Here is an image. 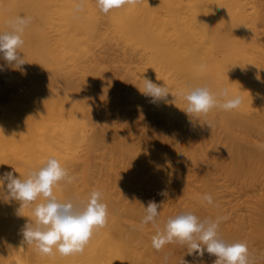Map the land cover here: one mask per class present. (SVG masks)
Here are the masks:
<instances>
[{
	"label": "rangeland",
	"instance_id": "374dc122",
	"mask_svg": "<svg viewBox=\"0 0 264 264\" xmlns=\"http://www.w3.org/2000/svg\"><path fill=\"white\" fill-rule=\"evenodd\" d=\"M74 1L76 4L82 3L81 0ZM226 1L230 8L234 10L241 8L243 11V25L236 35L246 44L243 48L246 55L245 85L252 90L248 98L259 101L257 107L246 108V110L264 125V23L257 17L259 12H264V0ZM63 4V0H58L55 5L47 8L50 23L47 26L46 46L55 58L66 53L65 64L74 72L72 80L75 85H78L79 90L76 89L74 94L72 90L74 88H68L65 93L77 99L80 98V103L81 100L89 101L92 98L87 104L88 111L96 108L94 100L99 94H104L107 96L108 105H111L110 114L112 115L109 131L99 128L97 140L93 143L88 140V132L77 131L65 112L61 110L56 111L52 117H47L46 127L37 131L38 135L49 138L56 158L76 176L75 183L78 188L87 189L85 185L88 181V188L91 187V190H98L100 186H104L116 203L112 204L111 208L113 206V210L118 214L125 212L126 205L138 208L141 212L139 216L130 213L121 217V220L125 229L135 230L134 244L142 250L148 247L152 236L156 233V226L152 223L141 224L145 215L144 207L149 201L160 204L159 212L173 216L192 212L201 220L226 217L227 219L221 221L222 224L232 227L240 221L246 232L250 231L251 220L253 217L260 216L264 208V169L258 173L256 180L248 178L239 182L227 177L223 168L231 159L226 147L231 138L218 123L211 119L209 114L207 117L203 116L202 121L200 118L193 120L181 110L185 107V101L179 94L187 91L189 87L198 85L190 82L186 76L174 68L166 70V77L170 80L168 88L175 97L174 99L172 96L175 102L171 106L160 102L155 104L150 102L149 108L155 111L156 120L146 125L138 113L137 100L141 95L138 88L141 89V85L137 79L131 77V74H138L139 78L148 75L154 83L159 84L162 74L147 57V49L142 45L137 46L136 50L132 49L126 42L117 38L112 28L107 29L106 24H102V27H97L92 32L70 26L63 15ZM173 4L176 5L179 15L194 31L196 38L200 39L203 30L199 22L194 19L191 0H142L145 9L140 10L139 15L150 11L156 17L166 19L172 14ZM171 32L174 33L173 27ZM125 53L136 54V56L132 58L133 60L129 58L130 62H128V57L124 60ZM93 65L99 68L98 75L102 81L99 90V85H94L97 78L95 77L94 83L91 77H94V74L87 73ZM28 74L29 78L30 76L38 78L20 87V90L16 89L14 93L4 95L0 92V117H4L3 120H8V104H20V106L23 104L21 108L25 109L31 96L22 98L20 97L22 94L33 93L38 86H44L46 89L48 87L53 91L58 89L57 83L50 85L44 83L43 78L51 76L46 68H32ZM87 82L90 84L92 82V85H89L91 88L86 86L89 84ZM8 85H10L9 77L1 76V89ZM85 86L88 88L86 89ZM90 95L91 98H89ZM115 100L121 101L122 106H113L112 102ZM172 119L190 126L188 144L177 143L170 137L173 130ZM207 121H211V128L206 124ZM95 127L94 124L91 129L94 130ZM148 127L154 138L160 139L149 138L146 134ZM204 130L214 132L218 141L214 142L204 137ZM247 137L244 139L238 136L236 139L249 152L258 153V155L264 152L263 129H255ZM125 140L131 141L142 150L139 157L145 166L154 168L160 161L165 162L164 172L158 175L159 182L144 178L141 165L132 162L130 156L121 147L120 141ZM194 150L204 154L201 161L193 159ZM34 157L36 166L39 168L47 160L44 148L42 147ZM260 157H263V154ZM22 158L28 160L29 154L22 152ZM11 165L16 166L14 162ZM86 179L87 182L84 185ZM191 192H196L201 198L205 194H210L214 203L209 205L202 199L207 210L200 212ZM112 236L114 237L113 234ZM252 244L255 251H259L257 255L259 260H263L262 264L264 262L263 245L256 240H252ZM173 247L172 251L181 253L187 264H205L204 260L202 261L204 256L195 258L188 255L186 245L178 243ZM260 252H263V255ZM205 255L209 256L207 252Z\"/></svg>",
	"mask_w": 264,
	"mask_h": 264
},
{
	"label": "bare ground",
	"instance_id": "6f19581e",
	"mask_svg": "<svg viewBox=\"0 0 264 264\" xmlns=\"http://www.w3.org/2000/svg\"><path fill=\"white\" fill-rule=\"evenodd\" d=\"M57 1L0 0V32L9 30L8 22L16 16L32 18L31 23L26 27L23 34L25 43L21 49L22 55L25 56L29 63L23 65L22 70H14L6 61L0 59V65L4 66L3 70H0V77L7 75L10 79V85L2 87V89L0 87V92L5 95L14 93L18 88L20 90V87L26 86L33 79L38 78V74L36 75L37 78H34L35 76H30L29 78L30 69L40 67L50 71L51 76L43 78L45 80L44 83L47 85L57 83L58 88L53 91L48 89V87L46 89L44 86H38L33 93L22 94L20 96L22 98L31 96L25 109H23L24 107L21 108L23 104L21 106L20 104H8V120H3L4 117H0V139L4 141L5 147L2 172L16 168V166L23 167L27 172L37 169L34 156L42 147L47 159L49 157H57L51 147L49 138L44 135H38L37 131L46 127V118L52 117L58 110L65 112L77 131L86 130L88 132L89 142L93 143L97 140V130L99 128L106 131L110 129L112 115L110 114L111 105L107 103V96L99 93L98 97L95 95L97 97L94 100L96 108L88 111L87 104L92 100L91 95L89 101L81 100L80 103V98L77 99L65 93L66 89L74 88L72 90L76 94L78 85H75L72 80L74 72L65 64L66 53H62L60 57L55 58L46 46L47 26L50 23L47 8L55 5ZM191 1L193 3L194 19L199 22L203 30L200 39L196 38L194 31L179 15L175 4L172 5L171 16L161 19L150 11L139 15V11L145 9L142 2L134 6L125 5L121 8L113 9L108 14H104L97 7L96 0H81L82 11L76 10L77 4L74 0H63V15L72 27L92 32L97 27H102V24H106L107 29L112 28L117 38L126 42L132 49L136 50L139 45L144 46L147 49V57L151 59L155 68L162 74V79L158 85L169 87L170 80L166 77V70L174 68L177 72L186 76L190 82L198 86L208 85L213 92L227 89L229 96L241 97L242 104L238 109L224 111L215 108L209 113V116L231 138L226 146L228 152H230L231 159L223 168L227 177L239 182L248 178L256 180L258 173L264 169V152L259 153L261 156L263 154V157H260L258 153L249 152L236 139L238 136L247 139V135L258 128L264 130V125L246 110V108L257 107L259 101L254 98H248L252 90L245 85L247 76L245 73L246 55L243 52V48L246 44L236 35L243 25V11L241 8L237 10L230 8L226 0ZM257 17L264 23V12H259ZM172 27L174 28V33L171 32ZM125 55L124 60H127L128 57V62H130L129 58L133 60L132 58L136 56V54L130 55V53L129 55L125 53ZM201 65L204 66L203 69H201ZM98 69L97 65H93L87 73H90V75L91 73L94 74V77L91 76L94 79V83L97 78L96 84H93L99 85V90L102 81L98 75ZM137 75L132 73L131 77L140 82L141 90H143V78L154 82L148 75L141 78ZM89 85H92V82L86 86L89 87ZM90 91L91 89L88 94ZM167 99L169 103L158 102L169 106L174 104L175 101L171 94H169ZM150 100V97H145L142 94L137 100L139 117L146 125H150L156 120L155 111L149 108ZM120 102L115 100L112 103H114L113 106L115 107H121ZM202 119L203 116L200 117L201 121ZM171 123L173 130L170 137L177 143L188 144L190 126L175 119H172ZM94 124L96 127L92 130L91 128ZM240 129H242L241 133H239ZM146 130L147 136L154 140L156 137L154 138L149 127ZM204 132V137L214 142L218 141L214 132L210 130H204ZM133 144L129 140L120 141L121 147L130 156L132 162L141 165L144 178L159 182L158 175L164 172L165 162L160 161L154 168L145 166L139 157L142 150ZM22 152L29 154L28 160H23ZM203 156L204 154L198 150H194L192 153L195 161H201ZM13 162L16 166L11 165ZM70 174L73 175L72 173ZM87 179L84 181V185ZM88 186L89 181L85 185L87 189L80 190L75 182L73 184L61 182L54 192L60 200L74 197L84 199L93 191ZM98 190L102 193V201L108 206L107 224L103 229L116 237L114 240L120 253V264H183L184 261L187 264L181 253L172 251L173 246L178 244V242L167 244L160 251H157L152 247V241H150L148 247L143 250L139 249L134 244L135 230L125 229L122 225L121 217L130 213L139 216L141 214L140 210L133 205H126L125 212L118 214L113 210V206L111 208V205L116 203L111 199L104 186H100ZM191 195L197 203L198 211H206L207 207L202 198L196 192H191ZM13 204L14 208L17 209L18 202L15 201ZM172 217L175 216L159 212L156 221L157 226L163 229L167 220ZM250 225L251 230L246 232L240 221L232 227L220 223L219 236L229 243L243 242L247 244L252 264H261L263 260H259L257 255L259 251H255L252 240L261 243L264 249V208L260 216L253 217ZM260 254L263 255V252H260ZM44 258L45 255L38 253L33 245L25 244L23 237L18 236L15 242L3 238L0 233V264H44ZM203 260L205 264H213L214 261L211 255H204Z\"/></svg>",
	"mask_w": 264,
	"mask_h": 264
},
{
	"label": "clouds",
	"instance_id": "9594fccd",
	"mask_svg": "<svg viewBox=\"0 0 264 264\" xmlns=\"http://www.w3.org/2000/svg\"><path fill=\"white\" fill-rule=\"evenodd\" d=\"M141 2L142 0H96L97 7L104 14ZM76 10L82 11V4H77ZM31 19L16 16L9 20V30L0 32V59L14 70H22V66L29 63L21 49L25 43L23 34ZM203 67L201 65V69ZM3 68L0 65V70ZM143 81V90L137 88L142 95L151 98L150 102L169 103L167 98L169 94H173L167 86L158 85L147 78H143ZM179 95L185 101V107L181 110L193 120L201 116L207 117L215 108L231 111L242 104V98L229 96L227 89L213 92L208 85L189 87ZM206 124L211 128V121ZM12 169L0 174V198L5 202L18 201L20 208L32 206V219H28L22 230L24 243L33 245L41 255H53L54 252H59L62 256L83 253L95 232L107 224L108 206L102 201L101 191L93 190L84 199H58L54 190L61 182L73 184L77 178L56 157H49L39 168L30 170L24 177L16 176V170ZM40 198L41 202L36 203ZM202 199L209 205L214 203L210 194L203 195ZM159 209L160 204L149 201L144 207L145 215L141 224L152 223L157 226ZM225 219L227 218L217 217L214 220H201L192 212L178 214L169 218L163 229L157 226V231L151 238L152 247L160 251L165 245L178 242L186 245L187 254L195 258H202L206 252L216 257L213 264H252L247 244L229 243L220 238L219 225Z\"/></svg>",
	"mask_w": 264,
	"mask_h": 264
},
{
	"label": "crops",
	"instance_id": "0c3cea01",
	"mask_svg": "<svg viewBox=\"0 0 264 264\" xmlns=\"http://www.w3.org/2000/svg\"><path fill=\"white\" fill-rule=\"evenodd\" d=\"M4 155V141L0 139V174L13 170L1 171ZM14 169L16 176L24 177L28 173L23 167ZM41 199L36 203L41 202ZM14 202L15 200L5 202L0 198V233L3 238L16 242L18 236L23 237L22 230L28 219H32V206L20 208V202L17 201L15 209ZM44 264H120V253L112 234L102 228L95 232L83 253L62 256L59 252H54L53 255H45Z\"/></svg>",
	"mask_w": 264,
	"mask_h": 264
}]
</instances>
